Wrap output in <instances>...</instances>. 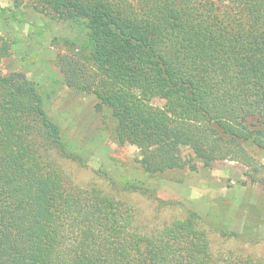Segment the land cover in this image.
Masks as SVG:
<instances>
[{"label":"trees","instance_id":"16d2710c","mask_svg":"<svg viewBox=\"0 0 264 264\" xmlns=\"http://www.w3.org/2000/svg\"><path fill=\"white\" fill-rule=\"evenodd\" d=\"M12 2L81 26L65 40L80 60L64 66L65 83L96 94L112 139L138 149L145 173L196 170L184 147L204 166L264 149V0ZM58 156L78 157L36 85L0 72V264H213L192 220L160 235L132 231L120 202L70 183ZM120 185L148 190L134 179Z\"/></svg>","mask_w":264,"mask_h":264},{"label":"rangeland","instance_id":"374dc122","mask_svg":"<svg viewBox=\"0 0 264 264\" xmlns=\"http://www.w3.org/2000/svg\"><path fill=\"white\" fill-rule=\"evenodd\" d=\"M81 30L74 21L0 0V45L8 47L6 54L0 53V72H22L42 94L62 140L78 156L57 157L64 176L79 188L120 202L131 218L128 227L139 234L160 235L190 219L213 264L229 257L264 261V149L251 146L204 166L184 147L182 156L196 170L145 173L136 161L138 149L112 139L108 120L95 108L96 94L65 83L64 66L80 62L74 45L65 40L80 37ZM132 91L139 93L136 87ZM149 103L168 108L163 99ZM125 178L142 182L148 190L122 189Z\"/></svg>","mask_w":264,"mask_h":264}]
</instances>
